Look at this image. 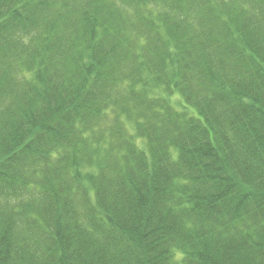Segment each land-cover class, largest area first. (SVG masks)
<instances>
[{"label":"trees","instance_id":"obj_1","mask_svg":"<svg viewBox=\"0 0 264 264\" xmlns=\"http://www.w3.org/2000/svg\"><path fill=\"white\" fill-rule=\"evenodd\" d=\"M0 264H264V0H0Z\"/></svg>","mask_w":264,"mask_h":264},{"label":"rangeland","instance_id":"obj_2","mask_svg":"<svg viewBox=\"0 0 264 264\" xmlns=\"http://www.w3.org/2000/svg\"><path fill=\"white\" fill-rule=\"evenodd\" d=\"M177 102H179V100L175 101L174 103L177 104ZM176 106H178V105H176Z\"/></svg>","mask_w":264,"mask_h":264}]
</instances>
